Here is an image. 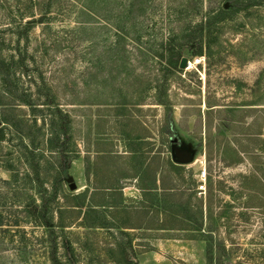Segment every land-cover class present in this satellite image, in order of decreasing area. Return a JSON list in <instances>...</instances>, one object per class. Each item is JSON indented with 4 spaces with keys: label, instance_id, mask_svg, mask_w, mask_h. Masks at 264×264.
I'll return each mask as SVG.
<instances>
[{
    "label": "rangeland",
    "instance_id": "1",
    "mask_svg": "<svg viewBox=\"0 0 264 264\" xmlns=\"http://www.w3.org/2000/svg\"><path fill=\"white\" fill-rule=\"evenodd\" d=\"M248 2L0 0L10 95L69 114L77 151L76 190L39 189L53 212L72 207L52 213L70 227L4 226L0 264H51L54 244L61 264H264V0ZM4 102L27 137H48L45 108ZM13 195L0 184V211L22 221Z\"/></svg>",
    "mask_w": 264,
    "mask_h": 264
},
{
    "label": "trees",
    "instance_id": "2",
    "mask_svg": "<svg viewBox=\"0 0 264 264\" xmlns=\"http://www.w3.org/2000/svg\"><path fill=\"white\" fill-rule=\"evenodd\" d=\"M234 1L236 2L237 0ZM258 2H261V0H249L248 6H258V4H256ZM29 22V24L34 23V21ZM117 32L123 37L126 36L123 31L119 30ZM177 55L178 54L174 55V60L177 59ZM201 55V51L195 53V56ZM13 60L14 58H0V168L8 173L7 179H0V184L2 187L8 189V191H14L17 194L12 196V204L13 207L20 208L22 210L23 217L22 221H20L17 217L13 218L15 216V212L7 214L6 211H0V229L4 226L16 228L19 227L20 222H29L35 227H42L50 230L57 228L61 232H64L65 229L70 227V225L66 226L60 221L53 223L52 213L60 214L65 209L68 210L72 207L66 206L67 208L63 209L62 206H58L56 212H53L50 205L53 204L57 197L54 196L52 200L44 199L45 197H42L39 189L47 187L46 191L48 189L54 190L60 183H67L70 189V183L67 182V179L71 178L68 175L69 165L77 151L72 149L69 150V146H66L65 142L68 139L64 138L70 134V130L68 128L69 114L61 111L58 105H53L52 101L39 103L40 101L38 100H32V96H29L28 98L24 95L26 92L21 91V89L18 88L15 95L18 96V99H14V96L10 95V90L8 89L9 77L7 74V71L13 64L11 63ZM171 62L172 61L169 60V66H171ZM8 98L15 100V102L18 103V107L27 106L33 112H41L38 111V106L45 108L44 111L48 112L47 117H49V131H47L48 137L45 138L43 135V138L45 139H42V141L27 137L24 134L25 125L23 123L25 121L12 123V121L6 117L7 112L14 107L11 104L4 102V100L6 101ZM37 118L38 115L35 114L31 119L34 125L37 124ZM56 120H61V124L56 122ZM42 125H44V123ZM13 128H15L18 134V150L13 153H7V149L4 145L8 144L7 137L9 134L11 135L9 130ZM41 130H43V128H41ZM47 159L52 161L54 165L51 166V164L47 162ZM53 159H56V163L53 162ZM44 165L48 169H51V172L45 171V169H43ZM18 167H20V169H18ZM28 189L34 190L37 194H40L41 197L38 198L33 195L29 196L25 194V191ZM17 192H23V195H27L26 198L22 197ZM0 210H2V206H0ZM6 214L9 218H13L11 221H8L10 225L5 224V220H7L5 219ZM47 257L51 264H61L60 259L57 257L55 244L50 246Z\"/></svg>",
    "mask_w": 264,
    "mask_h": 264
},
{
    "label": "water",
    "instance_id": "3",
    "mask_svg": "<svg viewBox=\"0 0 264 264\" xmlns=\"http://www.w3.org/2000/svg\"><path fill=\"white\" fill-rule=\"evenodd\" d=\"M189 66V62L187 58H182L179 62V69L184 70ZM191 159V155L189 153L182 152L179 154V160L180 161H189ZM67 182L70 183V189L71 190H76V186L73 182L72 178L67 179Z\"/></svg>",
    "mask_w": 264,
    "mask_h": 264
},
{
    "label": "bare ground",
    "instance_id": "4",
    "mask_svg": "<svg viewBox=\"0 0 264 264\" xmlns=\"http://www.w3.org/2000/svg\"><path fill=\"white\" fill-rule=\"evenodd\" d=\"M191 67H189V69H190Z\"/></svg>",
    "mask_w": 264,
    "mask_h": 264
}]
</instances>
